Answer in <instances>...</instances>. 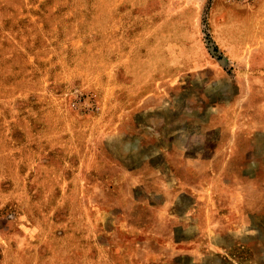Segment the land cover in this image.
<instances>
[{
  "label": "rangeland",
  "instance_id": "rangeland-1",
  "mask_svg": "<svg viewBox=\"0 0 264 264\" xmlns=\"http://www.w3.org/2000/svg\"><path fill=\"white\" fill-rule=\"evenodd\" d=\"M0 264H264V0H0Z\"/></svg>",
  "mask_w": 264,
  "mask_h": 264
}]
</instances>
